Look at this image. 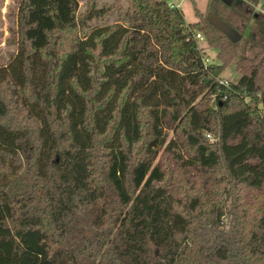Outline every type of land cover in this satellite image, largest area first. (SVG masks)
I'll return each instance as SVG.
<instances>
[{"label":"trees","instance_id":"16d2710c","mask_svg":"<svg viewBox=\"0 0 264 264\" xmlns=\"http://www.w3.org/2000/svg\"><path fill=\"white\" fill-rule=\"evenodd\" d=\"M126 4L86 0L78 21L77 0L19 2L0 264H264V2L211 0L188 25L167 0Z\"/></svg>","mask_w":264,"mask_h":264},{"label":"rangeland","instance_id":"374dc122","mask_svg":"<svg viewBox=\"0 0 264 264\" xmlns=\"http://www.w3.org/2000/svg\"><path fill=\"white\" fill-rule=\"evenodd\" d=\"M78 1V11L77 19L78 21L84 20L86 14V0H77ZM172 1L177 5V9L181 12L184 22L186 25L195 23L197 18L195 13L204 15L207 12L208 6L211 0H167ZM20 0H0V66L5 65L12 56L17 51L18 43V28H17V13L19 8ZM264 2V0H262ZM125 9L127 4L126 0H96V5L98 8H101L104 5H112ZM117 8L112 11L106 18L105 22L107 24H112L115 22L122 23L121 13L116 11ZM101 21H91L86 22L88 30L100 26ZM80 23L78 29L81 30ZM219 27L226 32V34L232 38L237 39L239 35L229 30L224 24L220 23ZM200 48L203 49L204 57L207 59L206 64L217 63L216 54L217 51L214 49L206 48L203 41L198 42ZM244 52L245 55H249L248 50H245L243 44L241 43L238 50L236 59L241 57V54ZM223 79L229 83H236L239 79V74L235 70V64L232 63L229 65L222 75ZM208 136V135H206ZM210 143H215L217 141L216 137L208 136Z\"/></svg>","mask_w":264,"mask_h":264},{"label":"built area","instance_id":"2783aa9c","mask_svg":"<svg viewBox=\"0 0 264 264\" xmlns=\"http://www.w3.org/2000/svg\"><path fill=\"white\" fill-rule=\"evenodd\" d=\"M167 4H168L169 8H171V9L176 8L177 9V6L172 1H167ZM195 39L198 40L199 42L202 41V37L200 34L195 35ZM205 63H207V59H205ZM217 82L220 86L228 87V81H226V80H218ZM207 138H208V136H207Z\"/></svg>","mask_w":264,"mask_h":264},{"label":"water","instance_id":"95a60500","mask_svg":"<svg viewBox=\"0 0 264 264\" xmlns=\"http://www.w3.org/2000/svg\"><path fill=\"white\" fill-rule=\"evenodd\" d=\"M211 21L217 26H219V24H220V22L216 21L214 18H211Z\"/></svg>","mask_w":264,"mask_h":264},{"label":"crops","instance_id":"0c3cea01","mask_svg":"<svg viewBox=\"0 0 264 264\" xmlns=\"http://www.w3.org/2000/svg\"><path fill=\"white\" fill-rule=\"evenodd\" d=\"M177 6V5H176Z\"/></svg>","mask_w":264,"mask_h":264}]
</instances>
